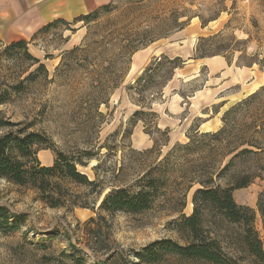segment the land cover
I'll use <instances>...</instances> for the list:
<instances>
[{
  "label": "rangeland",
  "instance_id": "1",
  "mask_svg": "<svg viewBox=\"0 0 264 264\" xmlns=\"http://www.w3.org/2000/svg\"><path fill=\"white\" fill-rule=\"evenodd\" d=\"M107 4L111 6L85 13L90 16L83 21L71 19L70 26L60 21L28 44V51L45 68L37 70L39 63L24 49H8L0 42V102L4 100L0 135L22 127L38 132L46 139L35 146L41 164L52 165L62 152L93 181L81 185L53 178L47 201L32 185L1 178L0 205L12 216L24 213L26 220L14 232L0 230V264H74V256L86 264H104L113 251L127 257L118 264H144L132 255L150 242L171 238L183 243L174 221L179 211L192 213L198 187L186 191L183 177L210 160L199 149L165 148L166 137L159 131L153 133L152 148H136L140 145L131 130L143 122L147 130L156 131L152 105L161 100L177 61L159 56L139 80L131 73L134 51L166 42L193 18L202 25L224 18L217 33L199 38L202 54L221 52L237 62L264 65V0H109ZM242 32L249 34L247 41L238 38ZM239 101H232L228 109ZM138 110L144 115L135 116ZM223 117L224 113L220 128ZM251 165L253 172L258 171L257 163L240 161L219 181L227 183L234 172ZM259 174L248 187L235 190L234 198L255 209V228L264 247L257 206L264 191V171ZM143 175L164 183L159 190L162 196L150 209L109 214L100 208L114 188L137 191ZM224 245L233 253L239 241L233 236ZM234 255L244 264H260L245 252Z\"/></svg>",
  "mask_w": 264,
  "mask_h": 264
},
{
  "label": "trees",
  "instance_id": "2",
  "mask_svg": "<svg viewBox=\"0 0 264 264\" xmlns=\"http://www.w3.org/2000/svg\"><path fill=\"white\" fill-rule=\"evenodd\" d=\"M110 6L107 4L100 7L109 8ZM87 16L90 14H82L73 22L83 21ZM60 21L71 25L69 21L57 19L34 35L32 40L37 39L42 31L49 30ZM28 44L26 40H19L5 48L24 49L35 63H39L37 70L45 68V65L28 51ZM138 50L140 48L134 52ZM215 54L222 53L202 54L200 46L197 45L198 57ZM165 58L177 61L173 69L184 64V60L178 57L171 59L165 56ZM240 59H242L241 55ZM238 63L253 65L255 62L252 64ZM147 70L148 68L138 77L139 80H142ZM3 102L4 100L0 103ZM144 112L138 110L134 115L142 116ZM151 113L154 116L153 128L156 131L147 130L146 125L145 131L152 137L154 132L159 131L165 135L167 141V131H161L157 127V114L153 111ZM132 133L133 129L130 135ZM187 137L188 142L177 144V147L184 151L202 150L206 152L205 158L210 161L195 166L196 169H192L190 173H187L188 175L185 174L183 177L186 191L198 185L193 194L192 213L186 215L179 211L180 216L174 221L175 229L184 242L181 243L171 238L158 239L134 251L132 256L144 264H158L168 260L188 264H244L234 254L245 252L253 258L254 262L264 264L263 241L255 228L256 211L248 205L238 204L234 198L235 190L248 187L255 178L260 177L259 172L264 171V84L224 112L221 128L214 132H207L195 127L187 133ZM44 140L46 139L41 134L28 131L25 127L1 134L0 179L5 178L19 185L30 184L39 189L43 194V200L47 199V201H49L48 195L45 194L53 178L81 185L93 184L86 174L78 170V162L62 152L57 153L52 165L41 164L37 158L38 150L35 146L42 144ZM240 161L257 163L256 170L258 171L253 172L252 165L248 166L246 169L234 172L229 181L222 184L219 180ZM146 178L147 176L143 175L139 179L142 184L137 191H132L127 187L112 189L104 196L100 208L109 214L118 212L137 214L150 209L162 196L163 193L159 190L164 183L160 185L158 178L147 180ZM185 205L184 201L183 206ZM257 206L264 225V191L259 196ZM11 218H16V221L11 222ZM25 220L24 213L12 216L5 206L0 205L1 231L14 232L20 229ZM223 226H225V237L222 239L221 227ZM233 236H236L239 241V247L233 249L236 253L230 252L224 245L229 244ZM103 244L104 242L100 240L99 245H102V250L104 249ZM73 258L74 264H86L81 257L74 256ZM121 259L127 260V257L121 251H113L104 264H118Z\"/></svg>",
  "mask_w": 264,
  "mask_h": 264
},
{
  "label": "crops",
  "instance_id": "3",
  "mask_svg": "<svg viewBox=\"0 0 264 264\" xmlns=\"http://www.w3.org/2000/svg\"><path fill=\"white\" fill-rule=\"evenodd\" d=\"M108 1L0 0V42L9 45L26 40L30 44L37 40H32L34 35L49 23L57 19L70 21ZM225 22L226 19L221 18L202 25L193 18L166 42L150 44L132 58L133 77L140 76L159 56L184 60L163 87L161 100L152 105V111L157 114V127L167 131L165 148L186 143L187 133L195 127L200 131L219 129L222 113L231 102L244 99L264 84V67L257 64H239L226 53L197 56L199 38L217 33ZM249 37L247 32H242L238 38L248 40ZM131 136L137 139L139 150L152 148L156 142L145 131L143 122L136 124Z\"/></svg>",
  "mask_w": 264,
  "mask_h": 264
}]
</instances>
